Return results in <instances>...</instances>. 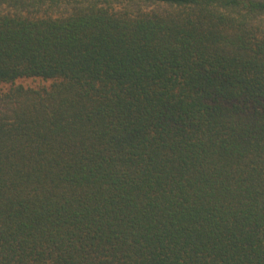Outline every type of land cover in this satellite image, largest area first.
Wrapping results in <instances>:
<instances>
[{
  "label": "trees",
  "instance_id": "16d2710c",
  "mask_svg": "<svg viewBox=\"0 0 264 264\" xmlns=\"http://www.w3.org/2000/svg\"><path fill=\"white\" fill-rule=\"evenodd\" d=\"M0 264H264V0H0Z\"/></svg>",
  "mask_w": 264,
  "mask_h": 264
},
{
  "label": "rangeland",
  "instance_id": "374dc122",
  "mask_svg": "<svg viewBox=\"0 0 264 264\" xmlns=\"http://www.w3.org/2000/svg\"><path fill=\"white\" fill-rule=\"evenodd\" d=\"M18 84H22L25 87L39 88V87H48L51 84V82H44V81L42 82L40 80H24V81H18L16 85Z\"/></svg>",
  "mask_w": 264,
  "mask_h": 264
}]
</instances>
